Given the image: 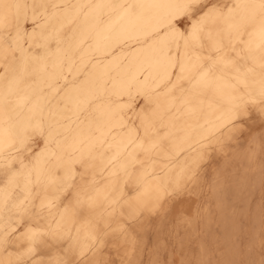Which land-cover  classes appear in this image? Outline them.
Returning <instances> with one entry per match:
<instances>
[{
	"label": "clouds",
	"instance_id": "9594fccd",
	"mask_svg": "<svg viewBox=\"0 0 264 264\" xmlns=\"http://www.w3.org/2000/svg\"><path fill=\"white\" fill-rule=\"evenodd\" d=\"M0 264H264V0H0Z\"/></svg>",
	"mask_w": 264,
	"mask_h": 264
}]
</instances>
